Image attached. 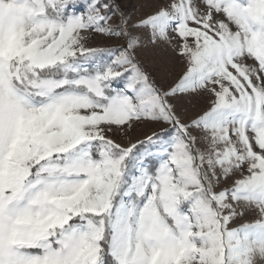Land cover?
<instances>
[{
  "label": "snow or ice",
  "instance_id": "obj_1",
  "mask_svg": "<svg viewBox=\"0 0 264 264\" xmlns=\"http://www.w3.org/2000/svg\"><path fill=\"white\" fill-rule=\"evenodd\" d=\"M0 264H264V0H0Z\"/></svg>",
  "mask_w": 264,
  "mask_h": 264
},
{
  "label": "rangeland",
  "instance_id": "obj_2",
  "mask_svg": "<svg viewBox=\"0 0 264 264\" xmlns=\"http://www.w3.org/2000/svg\"><path fill=\"white\" fill-rule=\"evenodd\" d=\"M79 10V8L77 9ZM114 42L113 41H107L102 37H97L95 40L90 41L89 45L90 47H108L111 46ZM182 68L178 67L177 71H181ZM249 220L253 219L252 217H248Z\"/></svg>",
  "mask_w": 264,
  "mask_h": 264
}]
</instances>
